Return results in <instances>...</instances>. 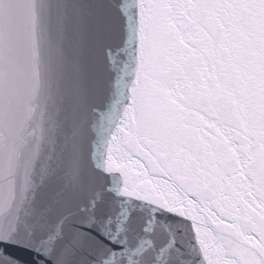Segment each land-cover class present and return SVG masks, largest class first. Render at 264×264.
<instances>
[{
	"label": "snow or ice",
	"instance_id": "snow-or-ice-1",
	"mask_svg": "<svg viewBox=\"0 0 264 264\" xmlns=\"http://www.w3.org/2000/svg\"><path fill=\"white\" fill-rule=\"evenodd\" d=\"M0 264H264V0H0Z\"/></svg>",
	"mask_w": 264,
	"mask_h": 264
}]
</instances>
